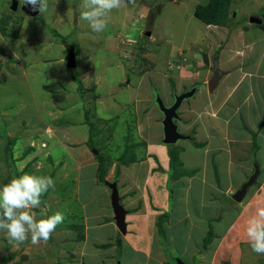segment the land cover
I'll use <instances>...</instances> for the list:
<instances>
[{
  "label": "rangeland",
  "instance_id": "1",
  "mask_svg": "<svg viewBox=\"0 0 264 264\" xmlns=\"http://www.w3.org/2000/svg\"><path fill=\"white\" fill-rule=\"evenodd\" d=\"M19 1L22 5V0ZM205 1L182 0L176 8L173 4L169 9L161 4L157 24L151 37H147L143 17L154 11L146 13L143 7L125 10L126 18H121L123 9L113 10L106 30L96 33L80 19L81 0H47V10L35 17L20 8L12 10L11 0H0V185L13 175H19L21 170L50 175L55 187L41 197V208L34 211L64 214L63 222L50 239L42 240L38 245L31 243L30 235L17 245L8 240L5 230H0V264H117L118 260L121 264H135L130 242L135 245L133 238L136 241L140 238L132 236L135 230H129L125 238H130V242L123 240L113 217L111 190L104 180H118V166L125 168V163L119 159L125 150L128 155L135 152L137 159L143 157L144 139L149 141L146 162L153 160L151 154H154L155 145L159 146V134H163V113L157 104V96L169 105L177 91L198 84L199 90L185 98L178 109L183 117L179 130L185 128L191 138L177 141L178 146L162 144L168 153L169 148L179 149L186 166L189 163L194 166L196 158L202 163L204 158L201 154L204 148L197 146L202 143L198 126H203V133L215 146L224 144L222 141L227 136L233 138L231 135L225 137L221 130L224 127L217 128L218 122L212 120L215 118L211 116V108L215 112L221 107L228 110V104H220L223 100L217 102L219 105L215 102L216 98L222 99V95L212 97L214 101L208 111L203 107L199 109V105L206 104L207 85L202 83L206 75L197 72L202 61L200 56L196 57L194 46L196 39L208 34V29L193 17V11L198 3ZM238 1L243 6L246 3ZM236 20L243 21L241 17ZM236 20L224 19L230 27ZM217 22H222L220 16ZM253 26L258 25L253 23ZM71 45H75L78 54V66L73 68L66 63ZM204 55L201 59L205 62L209 58ZM258 95L256 90L255 96ZM259 111L264 113V91ZM250 117L242 114L241 121L248 125L245 119ZM232 123L226 127L234 137L242 140L248 133L246 127L237 130L234 127L240 124ZM197 129L199 132L194 134ZM249 132L253 145L262 139L256 140V132ZM235 149L238 153L245 152L239 143ZM256 151L252 153V163L262 164L258 180L261 182L264 179V144L261 143V150ZM211 157L212 153L210 180H216L212 184L217 188L209 187L208 193H212L213 200L193 193L188 198L182 192L177 195L178 186L175 187L168 201L170 223L163 226L166 219L162 217L157 220L158 227L155 216L150 215L146 222L148 238H160L156 251L167 264H177L178 258L186 263L207 264L201 260L206 250H197L205 247L204 244L207 251H214L220 257L224 255L218 264H264V255L252 251L242 228L232 234L233 243L227 241L218 245L223 241L220 238L228 225L241 215L242 208L232 197L222 195L225 183L218 180L220 177L224 180L226 176L223 170L217 168L216 171ZM153 168L162 171L160 167ZM195 168H198L195 172L198 175L205 172L201 164ZM126 181L132 182L131 179ZM133 184L140 186L139 179ZM119 187L121 203L125 206L123 187ZM182 188L179 185V190ZM253 189L250 188L249 194ZM263 194L264 190L258 198ZM154 202L149 206L153 207ZM194 203L204 205L202 217L197 216ZM150 207L148 209L152 211ZM144 209L139 202L132 212L138 210L142 214ZM196 210L199 211V206ZM96 211L101 214L98 221L105 224L93 226L96 216L91 219L88 214ZM186 214L190 217L182 218ZM191 219L196 226L189 234ZM246 221L242 223L243 227ZM107 239L112 240L107 243ZM226 255H231L230 262Z\"/></svg>",
  "mask_w": 264,
  "mask_h": 264
},
{
  "label": "crops",
  "instance_id": "2",
  "mask_svg": "<svg viewBox=\"0 0 264 264\" xmlns=\"http://www.w3.org/2000/svg\"><path fill=\"white\" fill-rule=\"evenodd\" d=\"M242 1L246 2V0ZM148 2H150V0H135V3L130 4L129 6L132 8L143 7L141 4H148ZM228 2V10H231V12L235 14L232 15L234 17L233 20L241 17L243 21L236 20V24H234L232 27H230L227 22L211 24L203 22L205 28L208 29V34L204 37L196 39L197 42L194 47V52L195 55L198 54L197 56H200V58L203 54H205V58H209L212 55H217L218 65L221 70L225 71L224 76L220 80L217 88L212 93L206 90V104L205 106L199 105V109L202 110L201 107H203V109H205L204 111H208L209 106H211L214 101L212 97L215 98L217 95L219 97L222 95L223 98L220 100L216 98L217 101L215 100V102L217 105H219L217 102H221V100H223L220 104H228V110H225L224 107H221L220 109H216L215 112L214 109L211 108L213 113H209H211V116H213L212 118H215L211 119L218 122L217 128L224 127V129L221 130H224L225 137L226 135H231L233 138L231 139L227 136L225 138L226 140L222 141L224 144L221 146H218L217 144L215 146L212 139L203 133V126H198L201 130L200 139L203 143H201L202 148H204L201 151V154H204L203 161L201 163L200 160L196 158L194 166H192L190 163L187 166L184 164L188 173L186 175H177L179 176L177 178L173 177L172 171L170 170V156L167 148L159 142L160 138L157 140L159 146L155 145L156 152L154 151V154H151L153 160L146 162V160L149 158V155L147 156L149 141L146 140L147 151L145 150L143 158L130 160L128 163L124 164V169L118 166L117 185L118 188H120L119 185L123 187V194L125 196V200L127 201V204L123 206L129 211L127 215L128 231L135 230L136 232L132 236L140 238V241H136L133 238V241L136 242L134 245L130 242V238H125V236H123V240L130 242V245L132 246V251L135 253V256H133L135 264H167V261L159 258V255L157 254L158 251H156L160 243V238H156L154 240L148 238L150 233L148 232L146 222L149 216L153 215L152 217L155 216L154 219L158 225L157 220L164 213L168 212V201L171 200L175 187L178 186L176 188L177 192H175L177 195L182 192L185 197L188 198L190 195L199 194L207 196L209 200H213L212 193H208V191H210L209 187L213 186L217 188L215 184H212V182H216V180L213 178L210 180V175L212 176L210 162L211 153L213 154V158H211L216 165V171L217 168L219 171L223 170L222 173L226 176L224 179L226 182L221 179V177L218 180L225 183V188L222 195L231 197L236 188L240 185V182L245 178V175L247 174V178L252 172L253 143L252 135L249 134V130L256 132V140H260L262 137V139L257 143L258 149L256 152L261 150V143L264 144V125H261L262 121L264 120V113L259 111L264 91V29L260 28V26H253V23L249 21V15L251 13L256 12L255 10L257 9H264V0H248V2H251V4L246 2L244 6L243 4L241 5L238 0H228ZM254 30L257 31L254 32ZM239 33H242V35L238 36ZM198 43L201 44L199 45ZM74 48L76 47L74 46ZM256 90L259 93L258 96H255ZM217 110L219 111L217 112ZM242 114L244 116L246 115V117L251 116L250 118L245 119V121L249 123L248 125L241 121ZM229 122H233V125H237L239 123V126L234 127L237 130L244 129L246 127L245 131L248 132L246 133L247 135L243 137L242 140H238V138L234 137L233 133L229 131V127H226V125H229ZM234 122H236V124ZM197 132H199L198 129L194 132V134ZM210 133L214 134L213 132ZM159 135L161 137V134ZM235 138L237 140H235ZM237 143L243 146L245 152H237L235 149V145ZM162 153H165V155L162 156ZM207 155H209V159L206 157ZM200 164L202 170L205 172H202L201 175H198L195 173L198 169L195 168V166H199ZM259 165L262 168V164L259 163ZM153 167H160L162 168V171L159 172ZM203 178H205V180ZM129 179H131L132 182L126 181ZM138 179L140 181V186L136 187L133 184V181ZM179 185L183 187L181 190H179ZM263 190L264 179L261 180L257 187L254 186V189L249 194L248 200L246 202H244V199V201L239 203V206H241L243 209H241V215L235 217L228 225L225 233L220 238V240L223 239V241L219 242L218 245L226 244L227 241L228 243H233L232 234L236 233V231L240 228L245 230V227L242 225L244 220H247L251 215H253L258 206L264 205V194L258 198ZM198 191L200 193H198ZM144 197H148V200L145 201ZM154 200L155 202L153 203V207H150L149 203L151 204ZM139 202H142L145 208L142 214H139L138 210L132 212V210L137 208ZM192 206L196 211L197 216L202 217L204 205L194 203ZM197 206H199V211L196 210ZM149 207L152 211L148 209ZM186 208L190 209V206H186ZM108 215L111 217L110 213ZM88 216L91 219L96 216V223H93V226L96 224H105L104 222L100 223L98 221L101 217V214H98L97 211L95 213L93 212L88 214ZM185 216L190 217L189 214H186L183 215L182 218ZM89 217L87 218L89 219ZM132 218L136 220L132 221ZM88 219L86 220L88 221ZM170 219L171 216H169L164 221L163 226L166 223L169 224ZM177 221L181 222L180 220ZM109 222L112 223L111 220H109ZM195 226L196 223L193 221V219H191L190 226L188 227L189 234H191V229H193ZM85 227L89 229L88 225ZM150 230H152V227H150ZM201 232L205 233V231ZM229 237H231V241L228 240ZM95 239L97 240L98 237ZM83 240L85 241V237ZM111 240L112 239H107V243ZM231 246H233V244ZM200 249L206 250V253L202 254L203 257L201 260L206 261L207 264H218L222 262V256L224 255H221L220 257L214 251L212 253L207 251L206 247L197 248V250L201 252ZM230 257L231 255H226V258L229 262Z\"/></svg>",
  "mask_w": 264,
  "mask_h": 264
},
{
  "label": "clouds",
  "instance_id": "3",
  "mask_svg": "<svg viewBox=\"0 0 264 264\" xmlns=\"http://www.w3.org/2000/svg\"><path fill=\"white\" fill-rule=\"evenodd\" d=\"M134 3H135V0H81V2H80V19L82 21H86L89 28L93 32L101 33V32L106 30L107 25H108L109 16L113 12V10H118L122 6L126 7V6H128L130 4H134ZM21 6L22 7H30V9L33 12L41 13V12H44L47 10L48 5H47V0H22V5H20V1H19L18 8L21 9ZM232 15H235V14H233V12H231V10H227V14H226L225 18L227 19V17H228L229 21H231V20L234 21L233 20L234 17ZM151 16H149V17H151ZM251 16L252 15H249V21H250ZM149 17H148V19H149ZM156 17H157V14H156ZM204 23H206V22H204ZM251 23H253V22H251ZM207 24H211V23L207 22ZM146 25H147V22H146ZM154 28H155V26L152 27L151 33L153 32ZM148 36L151 37V34L147 35V37ZM74 46L75 45H71L70 47H68V51L71 47H74ZM75 53H76V58H77L78 54L76 52V48H75ZM196 57H198V56L196 55ZM211 57H209V59L211 58L210 60L208 59L205 62L200 57H198V58H200V62L202 61V65L204 64L203 67H202V65H200V69L197 71V72H202V74L204 76L206 75V80L202 81V83L204 85H207L209 79L212 76L211 74H209V70L206 67L207 65H211L210 61L212 62V65L215 67L217 72L222 71L218 65L217 55H212ZM66 63H67V61H66ZM77 66H78V60H77ZM215 75H216V73H215ZM220 80H221V77H220ZM220 80H219V82H220ZM199 83H201V82H199ZM191 88H193V87L190 86L188 89H186L184 91H187ZM197 90L198 89L196 88V92H197ZM206 90L208 92H210L208 90V85L206 87ZM184 91H182V92H184ZM182 92H180V93H182ZM212 92H210V93H212ZM180 93H177V94H180ZM179 116L181 117L180 114H179ZM163 117H164V114L161 117V124H162ZM176 120H175V122L178 124V122ZM162 129H163V125H162ZM178 130H179V128H178ZM182 134H184V133H182ZM184 135H189V134L186 133ZM163 137H164V133L161 134V137H160L159 142L161 144H165V143H163ZM190 138H191V136L189 138H185V139H190ZM185 139H180V140H185ZM144 141H145L144 147L146 150V140L144 139ZM165 145H168V144H165ZM252 153L254 154V151H252ZM144 154H145V152H144ZM144 154H143V156H144ZM120 162L124 163V161H120ZM252 165H253L252 172L242 182V184L245 181H247L248 178L254 173L255 166H258L260 171H259L257 181L251 186V187H254L255 184H257L259 182L258 180H259V176L261 174L262 169H261L258 162H255V163L253 162ZM113 181L117 182L118 180L116 179ZM106 182H112V181L104 180L105 184H106ZM242 184L236 188L235 192L242 186ZM54 187H55V182L50 175H39V174H35L32 172H25L23 170H21L19 175H13L12 178L8 182L4 183L3 185H0V230L6 231L7 238L10 242H13V243L18 245L20 243H23L26 239H28L29 235L31 237V243L33 245H38L42 240L47 242L50 239L51 234L55 231L57 226L63 222L64 214L60 211L48 213L45 210H41L40 213L38 214L34 210L41 208V197L50 188H54ZM250 188L248 189L247 194L245 195V197L243 198L242 201H244V199H246L247 195H249ZM118 190H119V188H118ZM119 195H120V192H119ZM242 201H240L239 203H241ZM120 203H121V196H120ZM122 206H123V204H122ZM126 211H127V215H128L129 211L127 209H126ZM127 215H126V222H127ZM113 217H114V213H113ZM116 227H117V225H116ZM117 229H118V227H117ZM128 232L129 231H128V223H127V232L125 234H122L120 231V233L122 234V236H126V234ZM245 234L247 237V243L249 244L252 251L258 255H264V205L258 206L255 210V213L247 219L246 226H245ZM118 261H120V260H118ZM120 264H121V261H120Z\"/></svg>",
  "mask_w": 264,
  "mask_h": 264
},
{
  "label": "water",
  "instance_id": "4",
  "mask_svg": "<svg viewBox=\"0 0 264 264\" xmlns=\"http://www.w3.org/2000/svg\"><path fill=\"white\" fill-rule=\"evenodd\" d=\"M19 5L18 0H11V9L17 10ZM21 9L27 12L30 16H37L39 12H33L30 7H22ZM156 20V14H153L151 17H149L146 25L145 34L150 35L152 31V27L154 26ZM250 21L253 23H261L262 18L259 15H252L250 17ZM67 66L70 68L77 66V58L75 53V48L71 47L68 51L67 55ZM220 80V76L217 74L212 75L209 79L207 85L208 90L212 92L218 85ZM196 92V88L193 87L187 91H184L180 94H177L175 96V102L167 106L163 102L162 98L158 95L157 96V103L159 108L162 110L164 117L162 119V125H163V143L165 144H173L176 143L180 139L189 138V135H184L178 130V124L175 122L176 119H178L180 116L178 114V109L181 106L182 102L185 100V98L191 97ZM259 168L258 166H255L254 173L248 178L247 181H245L242 186L232 195V198L235 201H242L245 195L247 194L248 189L257 181L258 175H259ZM106 185L110 188V202L111 207L114 213V220L118 227V229L121 231L122 234H125L127 232V222H126V215L127 211L120 203V195L119 190L117 186L116 181L112 182H106ZM177 264H187L182 259L178 258L176 259ZM117 264H120V261H118Z\"/></svg>",
  "mask_w": 264,
  "mask_h": 264
},
{
  "label": "trees",
  "instance_id": "5",
  "mask_svg": "<svg viewBox=\"0 0 264 264\" xmlns=\"http://www.w3.org/2000/svg\"><path fill=\"white\" fill-rule=\"evenodd\" d=\"M165 1L166 0H150V2H148V4H141L144 7V9H146V13L147 12L150 13V12L154 11L151 15L157 14L154 26H156L158 18H159V14H160L159 6L161 4H162V7L167 5V9H169V8L173 7V4L175 5V8H176V4L182 3V0H170L169 2L164 3ZM246 2H248V1L246 0ZM228 3H229L228 0H207V1L203 2L202 4L198 3L196 5L194 11H193V17L197 18L200 21L206 22V23L207 22L220 23V22H217L219 19V16H220V19L222 20V22H225L224 19H225L226 14H227ZM248 3L251 4V2H248ZM121 9H123V13H122L121 18H126L125 17V10H131L132 7L128 5L125 8L121 7ZM255 11L256 12L251 13L250 15H259L262 18V23H254V24L258 25L262 29H264V9H261V10L257 9ZM258 11H261V13L260 14L257 13ZM148 17H149V14H147L143 17V23H145V25H146ZM63 40H64V38H63ZM261 125H264V120L262 121ZM254 135H255V133H254ZM6 140H8V139H6ZM6 142L9 143V141H6ZM195 143L196 142H194V145H195ZM173 144H176L178 146L177 142L173 143ZM144 145H145V141L143 142V146ZM168 145H170V144H168ZM197 146L202 147V144L200 143ZM8 147L11 149L12 146L9 145ZM178 148H182V147L179 146ZM254 148H256V150L258 149V145L256 142L253 145V151H254ZM125 151L126 152H124V154H122V156L119 158L120 161H124V163H128L130 160H136L137 159L135 156L136 155L135 152H132V154L128 155L127 150H125ZM9 155L11 156L12 153H9ZM169 156H170V170L172 171L173 177L177 178L182 174L186 175L188 172H187V168L185 167V165L183 163L184 161L181 159L180 150L179 149L175 150V149L169 148ZM101 163H103V160L101 161ZM99 169L101 172L100 173V179H102V177H103L102 166ZM177 175H179V176H177ZM162 217L164 219H167L169 217V213L168 212L164 213L160 217V219ZM204 242H206V239ZM204 245L206 247V244H204Z\"/></svg>",
  "mask_w": 264,
  "mask_h": 264
},
{
  "label": "flooded vegetation",
  "instance_id": "6",
  "mask_svg": "<svg viewBox=\"0 0 264 264\" xmlns=\"http://www.w3.org/2000/svg\"><path fill=\"white\" fill-rule=\"evenodd\" d=\"M206 67H207V69L209 70V72H210L211 75H213V74L216 73L218 76L221 77V79L223 78V76H224V72H225V71L222 70V71H220V72H217L216 69H215V67H214L213 65H207ZM197 85H198V84L193 85L192 87H196V88L198 89ZM185 90H186V89H185ZM198 90H199V89H198ZM182 91H184V90H182ZM182 91H180V92H182ZM180 92H176L175 95H176L177 93H180ZM174 97H175V96H174ZM174 102H175V98L172 99L171 103H170L168 106L172 105ZM162 113H163V112H162ZM176 121L178 122L179 127H181V124L183 123V117L181 116V117H180L179 119H177ZM179 127H178V128H179ZM184 130H185V128H184ZM184 130L181 128L180 132L186 134V132H185Z\"/></svg>",
  "mask_w": 264,
  "mask_h": 264
}]
</instances>
